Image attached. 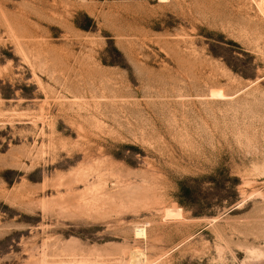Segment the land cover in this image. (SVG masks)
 Returning a JSON list of instances; mask_svg holds the SVG:
<instances>
[{"label":"rangeland","instance_id":"rangeland-1","mask_svg":"<svg viewBox=\"0 0 264 264\" xmlns=\"http://www.w3.org/2000/svg\"><path fill=\"white\" fill-rule=\"evenodd\" d=\"M135 250L264 264V0H0V264Z\"/></svg>","mask_w":264,"mask_h":264},{"label":"bare ground","instance_id":"bare-ground-1","mask_svg":"<svg viewBox=\"0 0 264 264\" xmlns=\"http://www.w3.org/2000/svg\"><path fill=\"white\" fill-rule=\"evenodd\" d=\"M143 254L144 253H142V251L135 250V252H133V254H132L133 257H131V255H130V257L132 258V260L130 259L131 262L135 259V261H138L137 264H151V262Z\"/></svg>","mask_w":264,"mask_h":264}]
</instances>
